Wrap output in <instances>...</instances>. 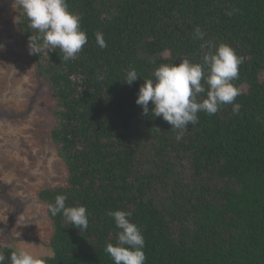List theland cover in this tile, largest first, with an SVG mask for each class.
<instances>
[{
  "label": "trees",
  "instance_id": "obj_1",
  "mask_svg": "<svg viewBox=\"0 0 264 264\" xmlns=\"http://www.w3.org/2000/svg\"><path fill=\"white\" fill-rule=\"evenodd\" d=\"M79 14L87 44L75 60L60 49L29 51L36 35L18 5L22 45L54 100L50 133L65 185L38 199L51 221L47 264H114L109 212L125 210L140 228L145 264H264V0H67ZM203 34L197 38L195 30ZM107 47L100 48L96 33ZM206 42L244 57L241 90L214 115L198 113L183 137L136 100L143 79L162 64L201 62ZM135 68L138 79L124 83ZM206 98V93L201 94ZM66 195L84 206L86 231L48 205ZM5 264L14 248L0 244Z\"/></svg>",
  "mask_w": 264,
  "mask_h": 264
},
{
  "label": "clouds",
  "instance_id": "obj_2",
  "mask_svg": "<svg viewBox=\"0 0 264 264\" xmlns=\"http://www.w3.org/2000/svg\"><path fill=\"white\" fill-rule=\"evenodd\" d=\"M30 28L36 35L29 38V51L38 54L42 51L56 52L60 49L63 60H75L77 54L87 44V34L81 28L79 14L69 11L67 0H15ZM20 23L19 17L15 18ZM197 38L203 34L195 30ZM96 42L100 48L107 47L103 34L96 33ZM202 48L207 50L201 62L193 63L185 58L176 64H162L153 73L154 79H143L136 103L149 114V102L154 107L151 114L162 117L171 129L177 131V139L183 137L189 124L198 122V113L216 114L225 104H233L232 111L238 113L240 105L234 103L241 90L233 81L239 77V66L244 57L236 53L230 45H215L206 42ZM140 77L135 68L128 71L124 83L131 85ZM206 93V98L201 94ZM67 196L60 194L54 203L48 205L52 217L62 214L67 222L86 231L89 226V214L84 206H67ZM114 218L117 233L116 243H107L105 251L114 264H145L144 236L134 222L132 213L125 210L109 212ZM5 254L0 250V264H5ZM11 264H47L46 260L35 256L26 249H16L10 255Z\"/></svg>",
  "mask_w": 264,
  "mask_h": 264
},
{
  "label": "rangeland",
  "instance_id": "obj_3",
  "mask_svg": "<svg viewBox=\"0 0 264 264\" xmlns=\"http://www.w3.org/2000/svg\"><path fill=\"white\" fill-rule=\"evenodd\" d=\"M18 5L0 0V244L44 258L52 225L38 193L65 185L66 172L50 137L54 100L22 45Z\"/></svg>",
  "mask_w": 264,
  "mask_h": 264
}]
</instances>
